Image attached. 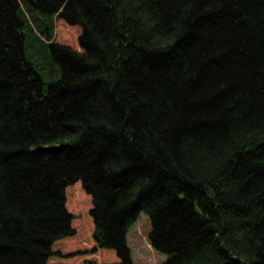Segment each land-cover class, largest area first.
Here are the masks:
<instances>
[{
	"label": "trees",
	"instance_id": "obj_1",
	"mask_svg": "<svg viewBox=\"0 0 264 264\" xmlns=\"http://www.w3.org/2000/svg\"><path fill=\"white\" fill-rule=\"evenodd\" d=\"M76 182L112 264L141 211L161 264H264V0H0V264L64 257Z\"/></svg>",
	"mask_w": 264,
	"mask_h": 264
},
{
	"label": "rangeland",
	"instance_id": "obj_2",
	"mask_svg": "<svg viewBox=\"0 0 264 264\" xmlns=\"http://www.w3.org/2000/svg\"><path fill=\"white\" fill-rule=\"evenodd\" d=\"M80 27L69 25L55 19V40L79 49L78 35ZM66 208L73 215L71 225L75 235L71 239L57 241L54 250L60 256L49 258L47 264H82L84 260H93L96 264H112L118 261L114 251L99 248L93 238V222L89 214L90 197L83 191L80 182L66 190ZM151 224L145 212L139 213L126 233V242L134 264H161L166 255L156 251L150 244L148 235Z\"/></svg>",
	"mask_w": 264,
	"mask_h": 264
},
{
	"label": "bare ground",
	"instance_id": "obj_3",
	"mask_svg": "<svg viewBox=\"0 0 264 264\" xmlns=\"http://www.w3.org/2000/svg\"><path fill=\"white\" fill-rule=\"evenodd\" d=\"M91 208V207H90ZM90 211V210H89ZM142 212V211H141ZM141 212H139V213H141ZM139 213L137 214V215H139ZM90 214V213H89ZM91 216V215H90ZM92 219V218H91ZM93 222V221H92ZM93 230H94V224H93ZM93 233V232H92ZM93 238V237H92ZM100 248V247H99ZM84 261H89V260H84ZM91 262H93L94 264H96V262L95 261H91Z\"/></svg>",
	"mask_w": 264,
	"mask_h": 264
}]
</instances>
